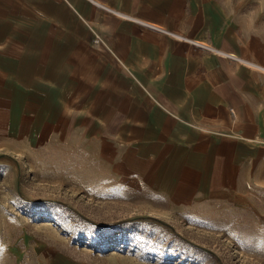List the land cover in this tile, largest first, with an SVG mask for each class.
Masks as SVG:
<instances>
[{
	"label": "crops",
	"instance_id": "obj_1",
	"mask_svg": "<svg viewBox=\"0 0 264 264\" xmlns=\"http://www.w3.org/2000/svg\"><path fill=\"white\" fill-rule=\"evenodd\" d=\"M264 52L222 0H0V155L85 156L172 206L264 174Z\"/></svg>",
	"mask_w": 264,
	"mask_h": 264
},
{
	"label": "rangeland",
	"instance_id": "obj_2",
	"mask_svg": "<svg viewBox=\"0 0 264 264\" xmlns=\"http://www.w3.org/2000/svg\"><path fill=\"white\" fill-rule=\"evenodd\" d=\"M264 52V0H222ZM247 200L172 206L85 156L0 155V264H264V174Z\"/></svg>",
	"mask_w": 264,
	"mask_h": 264
},
{
	"label": "built area",
	"instance_id": "obj_3",
	"mask_svg": "<svg viewBox=\"0 0 264 264\" xmlns=\"http://www.w3.org/2000/svg\"><path fill=\"white\" fill-rule=\"evenodd\" d=\"M262 142L264 143V137L262 138Z\"/></svg>",
	"mask_w": 264,
	"mask_h": 264
}]
</instances>
